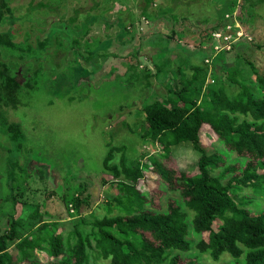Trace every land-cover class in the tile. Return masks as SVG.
Segmentation results:
<instances>
[{
    "label": "rangeland",
    "instance_id": "1",
    "mask_svg": "<svg viewBox=\"0 0 264 264\" xmlns=\"http://www.w3.org/2000/svg\"><path fill=\"white\" fill-rule=\"evenodd\" d=\"M40 2L50 3L54 11L39 9L27 16L30 4ZM95 4L97 9L89 11ZM8 5L11 12L4 13L1 33L34 47L47 35L50 39L46 57L9 53L1 59L18 63L19 81L31 87L19 92L17 108L2 115L10 122L19 121L25 134L22 145L12 151L16 167L7 150L13 146L3 142L0 117V236L9 232L14 216L29 224L28 213L36 206L44 221L57 224L65 238L77 228L88 231L104 217L122 214L115 206L124 178L118 181L104 172L112 148L116 149L111 167L119 165L124 153L138 157L144 168L151 167L155 177L153 157L178 172L192 173L199 159L192 142L171 147L165 157L159 145L145 146L139 140L149 126L145 106L157 101L169 108L182 105L178 91L185 89L199 106L219 92L232 99L242 85L259 96L257 77L264 76V0H9ZM146 6L155 20L142 15ZM79 8L78 21L72 24L70 18ZM166 8L174 11L161 16ZM186 57L202 70L196 73L192 62H184ZM240 117L254 122L252 117ZM209 127L201 131L203 147L209 152L223 150ZM122 147L124 152L118 150ZM238 159L232 153L228 163ZM224 169L212 171L218 175ZM160 183L146 172L137 187L153 196V208L166 210L169 200L183 205L179 190ZM14 194L19 204L11 199ZM234 198L254 215L264 210V199L251 188L242 187ZM27 230L21 227L20 237ZM187 237L193 252L185 255H196L198 236L191 225ZM19 241L10 245L12 263L54 261L47 249L22 259ZM230 262L227 254L217 262L201 256V264ZM89 264L110 261L92 257Z\"/></svg>",
    "mask_w": 264,
    "mask_h": 264
},
{
    "label": "trees",
    "instance_id": "2",
    "mask_svg": "<svg viewBox=\"0 0 264 264\" xmlns=\"http://www.w3.org/2000/svg\"><path fill=\"white\" fill-rule=\"evenodd\" d=\"M8 2L0 0V26L4 22V13L11 12ZM39 9L54 11L50 3L40 2L36 6L30 4L27 16H33ZM96 9L97 4L89 11ZM80 11L81 8L77 9L70 18L72 24L78 21ZM173 11V8H166L160 14L165 16ZM142 15L155 20V16L148 14L147 6ZM50 26L53 29V25ZM49 39L47 35L41 45L34 47L27 42V45L17 44L9 33L0 32V117L4 128L3 142L13 146L7 148L9 156L14 159L11 161L13 167L19 164L15 163L12 151L22 145L25 134L19 121L10 122L2 115L5 110L17 108L19 92L31 85L19 81L18 63H4L1 59L9 53L28 58L46 57L45 47ZM184 62H192L189 65L196 73L202 70V66L187 57ZM129 77L131 80L132 76ZM257 79L259 96L242 85L232 99L219 92L199 106L185 89L178 91L182 105L169 108L157 101L145 106L149 126L139 134V140L145 146L159 145L165 157L171 147L192 142L199 151L195 170L192 173L178 172L153 157L157 168L155 177L151 167L144 168L138 157L128 158L124 153L119 165L111 167L109 163L116 149L112 148L104 160V172L118 181L124 178L119 182L115 206L122 214L106 216L88 231L77 228L65 238L56 228L57 224L44 221L36 206L33 212L28 213L29 224L22 223V216H14L9 232L0 236V264H14L9 249L18 240L17 248L22 259L34 258L36 251L47 249L54 260L50 264H89L92 257L109 260L110 264H201L203 255L217 262L226 254L231 257L229 264H264V210L254 215L251 209L237 203L234 198L244 187L251 188L254 194L264 199V76ZM242 115L252 117L254 122L241 121ZM204 127L211 128L217 135L219 140L216 144L224 146L223 150L209 152L203 147L201 131ZM123 148L118 150L124 152ZM232 153L238 155L236 163H228ZM216 167L225 169L215 175L212 170ZM146 172L152 174L154 181L159 178L160 184L179 190L183 205L169 200L166 210L153 208V196L150 194L149 197L137 187ZM11 199L15 205L20 203L15 194ZM148 204L152 208H146ZM24 206L27 208V204ZM109 210L113 211L112 208ZM190 225L198 241L195 244L196 255L188 256L185 254L193 252V244L187 237ZM25 226L28 233L20 237L19 230ZM205 233L208 237L202 238ZM35 264L39 262L36 260Z\"/></svg>",
    "mask_w": 264,
    "mask_h": 264
},
{
    "label": "crops",
    "instance_id": "3",
    "mask_svg": "<svg viewBox=\"0 0 264 264\" xmlns=\"http://www.w3.org/2000/svg\"><path fill=\"white\" fill-rule=\"evenodd\" d=\"M179 3H181V2H179Z\"/></svg>",
    "mask_w": 264,
    "mask_h": 264
}]
</instances>
